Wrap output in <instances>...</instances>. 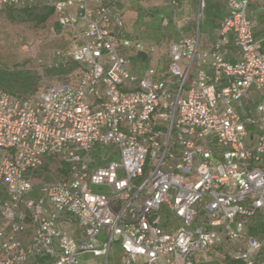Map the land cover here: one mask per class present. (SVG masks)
<instances>
[{
  "label": "built area",
  "instance_id": "2783aa9c",
  "mask_svg": "<svg viewBox=\"0 0 264 264\" xmlns=\"http://www.w3.org/2000/svg\"><path fill=\"white\" fill-rule=\"evenodd\" d=\"M223 1L215 39L204 46L198 26L171 43L167 71L140 74L127 51L156 48L109 0H0L51 8L73 34L53 57L79 65L36 95L0 89V264H109L114 245L121 264H264V226L251 233L264 222V37L257 0Z\"/></svg>",
  "mask_w": 264,
  "mask_h": 264
},
{
  "label": "rangeland",
  "instance_id": "374dc122",
  "mask_svg": "<svg viewBox=\"0 0 264 264\" xmlns=\"http://www.w3.org/2000/svg\"><path fill=\"white\" fill-rule=\"evenodd\" d=\"M141 5L145 8L162 7L167 13H172V25H174L178 37L182 33H186L185 26L187 24L194 25L198 21V14L200 12L198 0H188L187 4L181 6L175 15L173 7L168 0H142ZM147 20H151L149 15L147 16ZM169 21L170 19L165 15L161 23L162 28L169 27L171 25ZM135 26L136 24L134 23L133 29L135 31L130 32L128 36L132 40L137 39L146 45L155 46L156 51L151 57L150 65L167 71L170 40L154 35L152 31L147 29L145 24H141L137 30L134 28ZM205 29V26L202 25L201 31L203 33ZM216 36L217 30H213L209 34L204 35L203 38L206 41H210L215 39ZM72 38L73 34L70 29H58L55 26L54 17L43 24L36 25L23 15H10L8 10L0 11V69L36 72L40 76L41 89L60 81H75L78 76V67L65 74L48 73L46 67L53 66L58 62L53 57V52L70 47ZM131 54L133 56L135 53ZM142 62L139 59L138 66ZM167 76H170L169 72H167ZM257 99L259 103L264 102V92L259 93ZM92 189L94 192H103L106 187L93 185ZM261 219L262 217H257L256 220L260 221ZM120 253L119 246L114 245L110 254L109 264H121ZM78 260L79 264H105L102 258L94 257L90 253L80 254Z\"/></svg>",
  "mask_w": 264,
  "mask_h": 264
},
{
  "label": "trees",
  "instance_id": "16d2710c",
  "mask_svg": "<svg viewBox=\"0 0 264 264\" xmlns=\"http://www.w3.org/2000/svg\"><path fill=\"white\" fill-rule=\"evenodd\" d=\"M120 1V0H114ZM130 3H134L138 11V20L135 23L134 28L139 29L141 24H145L147 29L152 31L154 35L159 37H165L166 40H170L169 46L172 42L176 41L179 37L174 28L172 13H167L162 7H152L145 8L141 5L142 0H129ZM6 10L9 11L10 15L20 14L25 16L28 20L34 22L36 25L43 24L47 22L52 17L55 18L53 10L47 6H22V7H9ZM227 13L226 5L223 0H206L205 7L202 10L201 23L208 30V34L213 30H218L220 25ZM122 21V28L124 32L128 35L130 32L125 29V22ZM151 17V20H147V16ZM167 16L171 24L167 28H162V20L164 16ZM55 26L60 29V25L57 23L55 18ZM191 24L186 28V31H191ZM172 27V28H170ZM62 29V28H61ZM131 53H135L131 56ZM127 55L130 57L133 68L135 71L143 74L150 65L152 54L148 53L146 50L130 49L127 51ZM142 60V64L138 66V60ZM78 63L74 61H68L66 63L57 62L53 66H46L48 73L65 74L75 67H78ZM49 67V68H48ZM40 76L36 72L31 73L27 70H14L9 71L8 69H0V89H4L14 96H32L38 94L42 89L40 87ZM2 87V88H1ZM38 170L36 173H41ZM264 222L263 219L257 221L256 226L251 228V233L258 237L262 236ZM228 264H235L234 262H228Z\"/></svg>",
  "mask_w": 264,
  "mask_h": 264
},
{
  "label": "crops",
  "instance_id": "0c3cea01",
  "mask_svg": "<svg viewBox=\"0 0 264 264\" xmlns=\"http://www.w3.org/2000/svg\"><path fill=\"white\" fill-rule=\"evenodd\" d=\"M179 1H180V8H181V6H185L187 4V2H188V0H179ZM109 2L112 5V7L114 8V10L119 11L120 13L122 12V14H123V20L125 22L124 23L125 24V29L127 31H129V32H134L135 30L133 29V25L138 20V11H137L134 3H130L129 0H120V1H117V2L114 1V0H109ZM123 4H124V6H122ZM180 8L178 10H180ZM173 10H174V15H175L178 12V10H175L174 8H173ZM250 14L252 16L257 17V19H258V25L256 27V32H255L256 36L258 38H263L264 37V0L254 1L251 4V6H250ZM200 23H201V18H200V20L198 19V21L192 26L191 31H186V33H182L181 36L184 35V34H187V35L193 34V32L199 26L200 32H201V36H202V39H203V42H204V46H206L209 41L204 40L203 36L206 35V34H208V30L205 29V32L203 33L201 31V25H200ZM188 26H189V24H187L185 26V30H186V28ZM218 30H217V33H218ZM135 40H137V39H135ZM210 41H212V40H210ZM230 49H231L230 50V55L228 57H229V59L231 61H235L237 59V56H236V53H235V49H234V47H231ZM156 69H158V68H156ZM158 70H160V69H158ZM160 71H163V70H160ZM208 71L210 73L212 72L211 69H208ZM38 170H41L42 172L41 173H36ZM38 170H36L33 173V175L35 177H38L39 175H42V174L45 173L44 172V169H38ZM231 262H234L235 264H239V262H237V261H231Z\"/></svg>",
  "mask_w": 264,
  "mask_h": 264
}]
</instances>
